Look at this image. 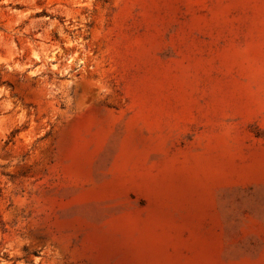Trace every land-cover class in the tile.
Wrapping results in <instances>:
<instances>
[{"label":"rangeland","instance_id":"374dc122","mask_svg":"<svg viewBox=\"0 0 264 264\" xmlns=\"http://www.w3.org/2000/svg\"><path fill=\"white\" fill-rule=\"evenodd\" d=\"M0 264H264V0H0Z\"/></svg>","mask_w":264,"mask_h":264}]
</instances>
